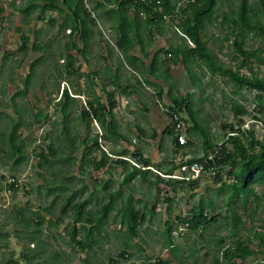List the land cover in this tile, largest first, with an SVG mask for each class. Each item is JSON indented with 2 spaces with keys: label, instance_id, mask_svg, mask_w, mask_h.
Here are the masks:
<instances>
[{
  "label": "rangeland",
  "instance_id": "374dc122",
  "mask_svg": "<svg viewBox=\"0 0 264 264\" xmlns=\"http://www.w3.org/2000/svg\"><path fill=\"white\" fill-rule=\"evenodd\" d=\"M97 1L92 3V0H89L85 4L86 8L93 11V17L101 20L100 29L96 31L101 30L102 33L91 36L89 42L91 48L86 59L67 48V45L71 43V39L67 37L69 34L62 29V20L58 22V25L52 21L53 13L49 11L51 9L44 12L39 1L33 4L30 0H0L1 7L11 13L5 16L4 24L2 28L0 27V264H6V261H11V259L17 260V264H30L21 257L25 248L38 253V247L30 245L31 243L26 241L25 237L21 238L20 229L25 230L24 234L26 232L29 236L34 234V237L44 242L43 244L49 245L46 247L42 245L46 252L42 253L41 258L35 263H41L45 257L50 260L53 251L58 248L66 255V258L70 259L72 249L77 248L69 244L74 204L96 193L93 194L92 203L88 207V210L95 213L104 204L109 203L110 193L113 191H119L123 196L132 195L134 197L132 207L141 213H147L148 220L140 227L137 240L132 241L133 256L130 261H126L122 257V252L128 239L127 227L122 223L121 212L114 208L109 216L107 228L109 237H107V244L103 247L104 253L101 260L104 263L101 262L102 264H135L132 262L134 260H138L140 264H151L152 260L157 261L160 258L169 257V250L172 249H176L178 259L183 260L181 263L178 261L177 264H215L216 244L219 238L226 239L224 243L226 247L233 245L236 241L234 238V242H230L231 221L214 224L209 231L201 230L192 233L188 229L180 230L183 222L179 220V217L183 218L189 210L196 206L204 207L210 213V217L218 215L222 218L231 217V213L237 211L247 225V230L242 233V237L246 239L250 236L249 231L254 227H259L264 221V200L259 203V206L252 197L249 198V204L246 207L241 201L228 204L230 188L224 189L223 182L232 184L234 181L231 174L234 168L230 164L219 167L218 174L222 180L217 181L218 183L215 177L207 176L198 182L196 188L181 183H175V188L165 184L153 185L144 182L140 177L136 178L129 187L121 188L126 169L113 162L117 155H123L124 159L133 166L129 160L138 161L131 155L136 149H140L143 156L150 158L154 163L148 177L155 181L158 177L164 179L159 173L164 175L172 164L179 165L203 157L206 151L202 138L192 141L190 128L193 122L188 112L183 114V110L182 115L186 121L187 136L191 145L176 150L177 147L172 139L161 134L164 125H159L160 120H157L156 124L153 114H161L169 118L162 107L169 106L171 103L164 101L158 105L155 103L157 100L155 93L158 90L155 86V90L151 89V86H148L147 90L141 87L136 94L131 96L114 93L110 87L109 91L113 93L108 92L102 95L100 88L106 75L102 79L100 71H105L106 62L99 60L98 53L101 50H108L109 60L116 69V62L120 59L118 56L122 55L123 48L120 44L116 45L120 35L114 31L112 26V19L116 20L112 11L118 9V4H114V0L101 2L111 4H104V7L99 8L96 13L94 8L99 2ZM40 2L42 4L41 0ZM219 2L218 19L207 26V33L210 37L207 45L217 52L220 59L237 69L243 58L238 56V59L232 60V55L235 56L233 52L235 47L232 44L234 36L231 35L227 41L224 39L229 32L237 30L233 26L227 27L225 14L233 16L231 12L237 7L239 0H219ZM255 2L258 3L259 0H248L249 4ZM12 3L14 6H10ZM24 6L29 7L32 14L31 17L28 16L31 21L28 24L25 21L26 13L19 11ZM182 6L185 8L186 4ZM256 7L262 9L260 4ZM133 13L136 15L134 9L130 14L133 15ZM140 16L144 18L145 12L140 11ZM40 17L43 19L39 20ZM105 17L108 21L104 19ZM44 19L48 21L43 23ZM161 26L165 29L168 27L169 32L175 28L170 24ZM156 30H158L157 27ZM154 32L157 33V31ZM20 35L30 37L32 46L35 43L38 46L42 43L45 51L33 52L34 55L30 54L25 58L24 53L19 49L22 45V41H19L21 40ZM169 36L173 41L177 39L175 33ZM169 36L163 41L165 36L154 35L155 40L149 46L148 53L154 55L160 52L161 47H169L172 43ZM79 37V35L74 36L79 48L82 49L85 41ZM184 44L180 47H185V51H188L191 47ZM141 48L138 42H135L130 53L133 54L136 50L140 55ZM244 48L253 51L262 49L261 56L264 57V40L254 32L246 34ZM68 51H72L70 55H75L73 56L76 59L75 67H79L81 77L75 74L66 75L65 66L69 61ZM42 54L46 59L39 62L31 74L29 64H33ZM123 57L126 59L125 55ZM92 66H96L97 69ZM198 67L200 66L191 68L197 77L195 83H190L186 71L183 68L178 71L177 65L173 68L174 73L171 76L176 84L183 86L181 90L185 91L193 87L196 90L192 98L198 121L209 136L211 144L217 145L207 152L210 155L219 145H223L224 148L225 146L232 147L231 143L226 142V136L230 132L229 126L234 125L235 131L239 129L242 131V126L246 122L258 119L264 123V114L261 113L256 91L243 89L235 95L234 83L229 82L228 77L222 78L209 71L206 73L205 69ZM253 68L259 77L264 78V65L255 62ZM89 70L94 74L91 76L94 84L91 83L90 76L89 79L86 76ZM122 72L128 76H130L128 73L134 75L129 70L127 73L122 69L120 73ZM241 73L250 75L247 68L241 70ZM122 77L121 75V79ZM26 88H28L26 96L15 98L19 91H24ZM66 90L71 97H75L74 102L67 103V115L63 112L65 101L60 100L62 93ZM96 97H101L102 103L106 106H109L110 101L116 103L113 108L114 118L108 116L107 119L109 122L113 120L120 127V131L126 136L125 140L101 138L104 129L96 120L89 125L85 124L82 113L88 109V102H93ZM237 104L244 107L247 115L236 117L233 106ZM241 119L244 122L240 124ZM16 124H19V128L13 138L11 135ZM251 127L256 139L264 143V128H260L254 122ZM138 128H143L145 134L141 135ZM153 131H157L160 136L157 134L158 136L153 138ZM96 136L102 145V150H96L86 160L92 157L100 160L101 151L106 152L110 158L109 165L100 170H96L92 164L84 161V155L88 147L93 145V139ZM20 141L25 144V158L16 162L19 155L11 157V146ZM49 147H52L54 152H51ZM43 152L51 155L48 157V163L40 164V155ZM138 163L143 169V164ZM14 178L18 184L16 190L9 187L10 180ZM104 181H111L106 190L101 188ZM253 187L261 197L264 187L260 185ZM124 201V198H120L116 203L118 205L114 203L113 206L122 208ZM209 201L212 204L211 208L208 206ZM154 207L152 214L149 211ZM41 217L45 219L42 227L35 224ZM166 221H169L167 223L173 229L174 248L169 247L164 239L168 237ZM28 224H31V227ZM174 226H177L176 232H174ZM3 234H8V239L4 238ZM80 238L83 239V235ZM103 240L99 238L98 245ZM140 246L144 252H140ZM252 246L256 249L257 242H254ZM192 250L198 251L194 257L191 256ZM76 254H73L74 259L70 261L65 259L63 264H81V259H86L85 254L81 259L76 257ZM98 254L101 257L100 251ZM258 258L264 260V257L260 255ZM92 262L95 261L92 260ZM51 264L56 263L51 261Z\"/></svg>",
  "mask_w": 264,
  "mask_h": 264
},
{
  "label": "trees",
  "instance_id": "16d2710c",
  "mask_svg": "<svg viewBox=\"0 0 264 264\" xmlns=\"http://www.w3.org/2000/svg\"><path fill=\"white\" fill-rule=\"evenodd\" d=\"M40 1V0H39ZM44 5H42L43 11L48 9L57 10L59 9V4L63 0H44ZM94 0H92V3ZM98 2V1H97ZM114 4H118V9L113 10L116 17L117 24L114 26L119 33V41L116 45H119L123 48L125 55L132 49L134 45L133 36L139 37L142 24L146 25L147 31L151 33L154 32V28L159 29L163 28L166 23L174 25L177 23L178 29L183 32L195 45L193 48H189L188 51H185V47L176 48L175 50H167V54H172L177 52L185 60V66L188 74L191 79L195 81V74L191 71V68L194 66H200L202 70L211 72L213 75L218 74L220 77H228L229 82L234 83L235 95H238L243 89L254 90L257 92V100L260 105L261 113L264 114V78H261L254 72L253 64L256 62L258 64L264 65V57L261 56L262 49L258 51L246 50L244 48V41L246 34L248 32H254L255 35H260L264 40V0H259V2L248 3V0H239V4L232 10L231 15L225 14L227 27H236V31L229 32L225 41L230 39V36H234L233 46L234 54L232 55V60L242 57L241 64L234 69L233 66L228 65L225 61L218 57L217 52L212 48L208 47L207 43L210 40V37L207 33V26L211 23H215L218 19V10H219V0H114ZM98 6H102L101 0L97 3ZM111 4V3H108ZM186 4L184 8L182 5ZM260 4L262 9L257 8L256 6ZM64 5L71 10V34L72 43L71 50H76L77 54L86 56L87 43L89 40L90 21L94 22L92 13L85 7L84 0H64ZM36 8V7H32ZM136 11V15H131V10ZM25 13L31 16V11L29 7L24 8ZM140 11L145 12L144 18L139 17ZM3 9L0 7V26L2 25L1 18ZM42 17L39 18V20ZM31 21L27 18L26 24ZM81 26V27H80ZM81 34V39L85 41L83 49L79 48V45L76 39H73V36ZM133 34V35H132ZM132 35V36H130ZM141 39V38H140ZM30 38L22 37V46L20 51L24 55L30 51L31 48L36 49H45L42 43L39 47L34 44L33 47L29 46ZM144 45V44H143ZM222 48V46H221ZM143 52H146V48H142ZM179 57L180 55H175ZM44 57L41 60H45ZM69 61L66 64V75L75 74L78 77H81L82 74L79 72V68H75L76 59L69 55ZM129 60L131 61L130 57ZM176 62V60H174ZM41 62V61H40ZM38 63H33L31 66V74L34 72L36 65ZM248 69L250 75H245L241 73V70ZM28 94V88L24 91H19L16 97L26 96ZM111 96V94H110ZM75 98V97H74ZM73 97H71L68 91L62 93V98L60 100L65 101L63 104V112L67 115V103L74 102ZM185 100L184 99H174L173 109L182 112ZM109 106H106L102 103L100 97H96L92 102H88V109L84 110L82 113V119L85 124L89 125L92 121L96 120L99 122L103 129L104 133L101 138L105 140H125L126 136L120 133L117 125L112 120L108 121V116L114 118L113 108L115 107V102L110 101ZM186 110L189 113H192V106L189 104L186 106ZM185 110V111H186ZM234 114L236 117L247 115V111L241 105L233 106ZM240 124L243 123V119L239 120ZM235 126H229L230 131L235 132ZM19 128V125L16 124L14 131L11 137L14 138L16 132ZM241 132L240 130H238ZM237 132V131H236ZM144 133V132H143ZM168 133L175 134L174 129L171 127L168 129ZM231 133V132H230ZM158 135H153L155 138ZM14 140V139H13ZM12 140V142H13ZM174 141L176 147L183 148L187 145H190L188 140L186 145H180L177 138L174 136ZM227 143H231L233 146L230 154H222V158L219 161H216L219 165L225 166L227 164L232 165L234 170H232V175L234 181L232 184H227L223 182V188H230L229 203L235 201H241L244 207L248 206L249 198L252 197L256 203H261L264 200V190L263 195L260 197L254 189V185H262L264 187V143L258 141L255 137L253 131H249L246 134L240 136H227ZM205 150L206 156L208 155V150L212 149L214 145L210 143L208 138H205ZM51 152H54L52 147H49ZM258 148V149H257ZM25 145L24 143L13 144L11 146L12 155L15 157L19 155V158L16 162L25 158ZM226 149V146L224 150ZM86 155H84V161L88 164H92L96 170H100L107 165H109V155L106 152H102L101 159L97 157L89 158L96 150H102V145L99 143L97 136L93 139V145L89 146L87 149ZM258 150V151H257ZM1 151V149H0ZM50 153H42L40 155V164L48 163ZM132 158L136 159L138 162L143 164L144 169L137 168L136 166H131L130 163L123 159V155H117L114 158L113 162L117 165H121L126 169L125 176L121 183V188L129 187V185L138 177H140L144 182L151 183L153 185L165 184L175 188V183H181L190 185L193 188L197 187V181H178L174 179H162L158 177L157 180L152 181L148 175L150 172V167H154V164L150 158H145L140 149H136L135 152L131 155ZM203 158H197L186 163L191 164L194 161H201ZM186 163H180L179 165L172 164L168 170L165 171L166 175H173L182 165ZM131 167V168H129ZM15 179V178H14ZM216 181L222 180L220 175L215 177ZM17 181V180H16ZM111 181H104L101 185L103 190L108 189ZM10 189L16 190V183L9 185ZM96 194V193H93ZM93 194L86 198L85 200L74 204V215H73V228L71 230L70 242L79 246L81 250H84L87 246H95L97 242V236H101V230L98 226L104 225L110 216L111 212L116 208L117 211L121 212L122 223L127 227L128 239L125 244L124 254L128 253V250L132 249L131 241L139 234L140 227L146 223L148 220L147 213H141L137 209L132 207L133 196L126 195L123 196L119 191H113L110 193L109 203L104 204L100 207L98 212L93 213L91 210H88V207L92 203ZM120 198H124V205L122 208L114 207L113 204L118 203ZM118 205V204H116ZM230 205V204H229ZM208 206L211 208V201L208 202ZM252 209V208H251ZM250 209V210H251ZM155 207L150 210L153 214ZM255 211H253L254 213ZM231 217L222 218L221 215L211 216L204 207H193L188 211V214L183 218L179 217V220L183 222V226L192 233H197L198 231L204 230L209 231L214 224H219L221 221L228 222L231 221V230L229 234L230 242L236 241L233 245L226 247L224 246L226 239L220 237L216 246L215 254V264H264V260H259L258 256L264 257V221L259 227H254L251 229L250 236L244 239L242 233L245 232L246 222L242 219V216L239 212L231 213ZM35 221V220H33ZM44 217H41L40 220H37L35 224L42 227L44 225ZM33 223V222H32ZM78 223L82 224V229H84L85 237L80 240L78 236L80 234V228L77 227ZM86 224L91 225V228H88ZM31 227V224H28ZM96 226V227H95ZM258 229V230H257ZM166 231L168 234L167 244L169 247L174 246L172 232L170 224L167 223ZM97 235V236H96ZM86 241L89 243L86 246ZM254 242H257L256 249L253 248ZM91 248V247H90ZM174 248V247H173ZM172 256L175 257L176 249H172ZM198 251L192 250L191 256H196ZM27 260L30 259V256L24 255ZM163 264L164 261H162Z\"/></svg>",
  "mask_w": 264,
  "mask_h": 264
},
{
  "label": "crops",
  "instance_id": "0c3cea01",
  "mask_svg": "<svg viewBox=\"0 0 264 264\" xmlns=\"http://www.w3.org/2000/svg\"><path fill=\"white\" fill-rule=\"evenodd\" d=\"M37 1H39V0H30L31 3L33 2V4H34V2H37ZM41 1H42V4H41L40 1H39V3L41 5V7H42V5H44L45 2H44V0H41ZM96 1L97 0H94V3ZM105 1L106 0H101V2H105ZM101 4L104 7L105 3H101ZM106 4L109 5L107 2H106ZM10 6H14V4L12 3ZM0 7H1V5H0ZM26 7L27 6H24L23 8H20L19 11L20 12L22 11L23 13H25L24 8H26ZM58 7H59V9H57V10H49L48 9L50 12L53 13V15L51 17L52 21L54 23H56L55 25H58V22L62 20V22H61V24L63 25L62 29L66 30V31H71V24H72V21H71V14L72 13H71V10L67 6L64 5V0H63V2L61 4H59ZM101 7L102 6H98V4H97L96 8H94L95 12L97 13V10H99V8H101ZM1 8L3 9V13H2V16H1V18H3V20H1V23L3 25L4 24V20L6 19L5 16L10 15L11 13H8V11L6 12L3 7H1ZM90 12L93 14V11L90 10ZM55 13H57L58 15H56ZM99 14H100V11H99ZM26 15H27V17H26V19H27L29 15L27 13H26ZM31 16H32V14H31ZM31 16H29V17H31ZM133 16H134V13H133ZM100 18H102V17H100ZM26 19H25V21H26ZM41 19H43V17ZM93 19L95 21L94 22L90 21V24H89L90 26H88L89 29H90V32H89V40H88V43H87V46H88L87 47V51H86L87 54L85 56L86 59H87V55L89 54V50L91 48L90 47L91 45L89 43L90 40H91V36H94L96 33L102 34L101 30L100 31L99 30L96 31L98 28L100 29V24H101L100 21L101 20H99V18H97V17H93ZM104 19L107 20L106 17ZM46 20L47 19H44L43 23ZM112 21H113L112 26L115 29L114 31L117 34H119L118 30H116V27H114L117 24V21L114 20V19H112ZM2 25L0 26L1 28H2ZM166 25H168V23H166ZM159 30L161 31V33L154 28L153 31H157V33H155V32L151 33L150 31H147L146 25L142 24L139 37L133 36L134 37L133 40L136 43L138 42V44L142 48L143 47L146 48V50H145L146 52H143L142 48H141L142 53L140 51V55H139V53H137L138 51H136V50L133 51V54L130 53V51H129L127 55H125L124 52H122V55L118 56L120 59H118V61L116 62V64H117V68L116 69H114L113 64L109 60L110 59V53H109L108 50L107 51H102L101 50L102 53H101V51L98 53L99 60L102 59L103 61L106 62L105 71H102V70L100 71V74L102 75L101 76L102 79H103V76L106 75V76H104L105 81H103V84L101 85V88H100V90L102 91V95L105 94V93H108V92L109 93H113L114 92V93H118V94H121V95H124V96H131V95L136 94L138 92L139 88H141V87L146 89V90L149 89L148 86H151V89H154V90H155V87H156L158 89L157 92L155 93L156 94L155 97L157 96V98H156L157 100L155 101V103L157 105L160 104L163 101L164 102H170L171 103L170 105H172L174 99L178 98V99H184L185 100V102H184L185 107L183 106V111H185L187 109L186 108L187 105L190 104L192 106V110H191L192 113H189L187 110L185 111V112H188V114H189V116H190V118H191V120L193 122V126H192V128H190V133H192L191 134L192 141H193V139H198V138H202V141L204 143H205V138H208V140L210 141L209 136H207V134H206L205 130L203 129L201 123L198 121V116L196 115V112H195V109H194V104H193L194 100L192 98V95L196 92L195 88L194 87L192 89L188 88L185 91L181 90L180 88L183 87V86L179 85V83L176 84L173 81L174 79H172V76H173V73H174L173 68L175 67V65H177L178 71H179V69L183 68V70L186 71V73H187V75L189 77L190 83L191 82L195 83L196 79H195V81H193L191 79L190 75L188 74L186 66H185L184 58L182 56H179V57L175 56V55H181V54H177V52H174L173 55L166 53L167 50H170V49L175 50L176 48H180V46H182L183 43H185L186 46L189 45V44H187V42H186L187 40L184 37L179 36V34L174 29H171L172 31H170V32L168 30V27H166V29L163 27V28H161ZM172 33H175V35L177 37V39H175L174 41L171 39V36H169ZM70 34L71 33H69V36H67V37L70 38L71 41H72V37H70ZM78 35L80 36L81 34H78ZM154 35L165 36L163 41H165L168 38V36H169L170 42H172V43L169 45V47L167 46V48L161 47L159 49L160 52H158L157 54H154V55L152 54L151 55L150 52L148 53V50H149V46L151 44H153V42L155 40ZM166 35H168V36H166ZM79 38H81V36ZM20 39L21 40H19V41H22L21 35H20ZM73 39H75L74 36H73ZM30 43H31V41H30ZM71 43H70V45H67V48L71 47ZM161 43H164V42H161ZM29 46L33 47L30 44H29ZM107 47H105V49H107ZM83 48H84V46H83ZM44 51L45 50H39V49L34 50V48H31L30 51L27 52L24 56L26 58V56H28L30 54L34 55V53H42ZM75 52H76V50L73 51L74 54H75ZM68 53H69L68 54V57H69V55H70V53H72V51H68ZM123 55L126 56V59H125V57H123ZM73 56L75 57V55H73ZM43 57H44V54H42L38 58L39 60L36 59L33 63H35V62L39 63L40 61H43V60H41ZM129 57H130L131 61L129 60ZM174 60H176V62ZM27 64H29V63H27ZM29 65L32 66V64H29ZM92 67L96 68V66H92ZM122 69L124 71H127V73H128V70H129L134 75H132L131 73H128L130 75V76H128V75H126L125 72L120 73V70H122ZM205 72L207 73V71H205ZM194 74H195V72H194ZM92 75H94L93 72L89 70L88 74L86 76L88 77V79H89V76H90L91 83L94 84V81H92V79H91ZM121 75L123 76L122 79H121ZM195 76H196V74H195ZM194 78H197V77H194ZM110 87L112 88L113 92L109 91ZM89 102H91V101H89ZM157 105H154V107H158ZM153 116H154V120H155L156 124H157V120H160L158 122L159 125L160 126L164 125L161 134L163 136L166 135L168 138H171L172 141L174 142L175 146H176V143L174 141V134L168 133V129L171 128V127L173 128L171 119L169 120L170 117L168 118V117H166L164 115H161V114L160 115H156V113L153 114ZM117 127H118V130L120 131V127L119 126H117ZM138 130H139L141 135L145 134L143 128H138ZM230 132H232V131H230ZM120 133L123 134L121 131H120ZM229 133L227 134V136H229ZM157 134H158L157 131H153L152 136L153 135H157ZM227 136H226V140H227ZM19 143H22V142L20 141ZM177 149H178V147L176 148V150ZM204 149H205V147H204ZM229 149H230V151H232L233 147H231ZM145 158H147V157H145ZM216 183H218V182L216 181ZM260 186H262V185H260ZM258 206H259V203H258ZM106 221L107 222L104 225L98 226L99 229L101 230V236H97L96 235L97 236V242H96L95 246H93V248H92V246H90L91 248L89 246H87L89 243L86 241V246L87 247L84 250H81V248L79 246L71 243L70 239H69V244L70 245L77 246V248L72 249L70 259L66 258L65 257L66 255L58 248L57 250L53 251V254L50 257V260H48L45 257L44 259H42L41 263H35V261H37L39 258H41V254L42 253L45 254L46 249L44 247L49 246V245L43 244L44 242L40 241L37 237H34V234H33V236L32 235L29 236V234L27 232L24 234L25 230L20 229L19 233H20L21 238L25 237V240L28 241L29 243H31L30 245H32V246L34 245V246L38 247V249H39L38 253H35L34 251H32V250L28 251L25 248L23 253H22V255H21V257L23 258V260L26 261V263H30V264H51V261H53L56 264L57 263L58 264H63V263H65V259H67V260L69 259V261L71 259H74L75 257L73 256V254L77 253L76 257H79L80 259L84 258L82 256L83 254L86 255V257H85L86 259H81V261L84 264H98L99 262H100V264H102L101 262L104 263V261L101 260L102 259V254L104 253V248L103 247H104L105 244H107V242H108V238L107 237H109V233H108V229H107L108 226H109V224H108L109 217H108V219ZM169 221H166V223H165L166 227H167V222H169ZM82 224H85V223H78L77 224V227L80 228V234L78 236V239H80V240H82V238H80V236L83 235V238H84L85 237V232H86L84 229L81 228ZM79 225H80V227H79ZM86 226L88 228L92 227L91 225H88V224H86ZM181 227H183V226H180V228ZM72 228H73V226H72ZM176 231H177V226H174V232H176ZM139 232H140V230H139ZM102 234H105V235L102 236ZM3 237L8 239L9 235L8 234H3ZM70 237H71V233H69V238ZM32 238H35V239H32ZM99 238H103L104 239L100 245H98ZM137 238H138V235H137V237L134 238V242H135V240H137ZM167 238L164 237L165 241H168ZM105 240H106V242H105ZM173 241H174V238H173ZM42 245H44V247ZM131 245H132V241H131ZM141 246H140V252H144V250L142 249ZM106 248H108V246H106ZM123 248H124V243H123ZM133 249H134V247H132V251L128 250V253H126V255L124 254V251L123 252L121 251L122 252V257L125 258L126 261L127 260H129V261L131 260L130 258H132V256H133ZM166 249H168V248H166ZM98 251H100L101 257L99 256ZM25 254L30 256L29 260H27L25 258V256H24ZM175 254H176V252H175ZM92 260H94L95 262L93 263ZM162 261H164L165 264H177L178 261H179V263H181L183 260L182 259H178L177 254L175 255V257H173L171 250H169V257L160 258L157 261H153L152 260L151 264H163ZM82 262H81V264H82ZM132 262L135 263V264H140L138 262V260H134ZM17 263H18V261L17 260H13V259H11V261H6V264H17Z\"/></svg>",
  "mask_w": 264,
  "mask_h": 264
},
{
  "label": "built area",
  "instance_id": "2783aa9c",
  "mask_svg": "<svg viewBox=\"0 0 264 264\" xmlns=\"http://www.w3.org/2000/svg\"><path fill=\"white\" fill-rule=\"evenodd\" d=\"M163 111L167 116L170 117L173 129L175 131L174 136L177 138L178 143L180 145H186L189 138H188V130L187 125L184 116L182 115V112L175 111L173 107L166 106L162 107ZM184 114V113H183ZM260 128H264V123L261 120L252 121ZM252 122H246L242 126V131H235L229 133V136H240L242 134H246L247 132L252 130L251 124ZM246 130V131H245ZM248 130V131H247ZM222 154H230L229 147L226 146V149L224 150L223 145H219L215 149V151L210 155H205L201 158H203L201 161H194L191 164H184L182 165L173 175H166L159 173L165 180L168 179H174L178 181H201L204 177H216L218 176V169L221 168L222 165H219L216 161L221 160ZM133 166H136L137 168H142L136 161L129 160ZM144 169V167H143ZM178 172V174H176ZM176 174V175H175ZM218 174V175H217ZM10 184L14 183V180H10ZM185 226L181 227L180 230H185ZM255 264V263H252Z\"/></svg>",
  "mask_w": 264,
  "mask_h": 264
},
{
  "label": "clouds",
  "instance_id": "9594fccd",
  "mask_svg": "<svg viewBox=\"0 0 264 264\" xmlns=\"http://www.w3.org/2000/svg\"><path fill=\"white\" fill-rule=\"evenodd\" d=\"M87 1H89V0H84V4H87ZM91 1V0H90ZM88 9V8H87ZM90 11V10H89ZM171 25V24H170ZM173 27H175L174 28V30L179 34V36H181V37H184L187 41V44H189V45H187L188 47L190 46L191 48H193L195 45L192 43V41L183 33V32H181L179 29H178V26H177V23L176 24H174L173 25ZM67 33L69 34V33H71V31H67ZM170 107H173V106H171V105H169ZM183 113H185V111H183ZM240 130V129H239ZM125 157H123V159H124ZM151 168H153V167H150V169ZM14 180V183H16V186H18V184H17V182H16V180L15 179H13ZM13 184V183H12Z\"/></svg>",
  "mask_w": 264,
  "mask_h": 264
}]
</instances>
